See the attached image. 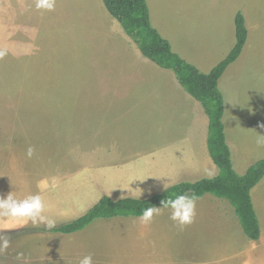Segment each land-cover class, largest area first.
Returning <instances> with one entry per match:
<instances>
[{
  "label": "rangeland",
  "instance_id": "374dc122",
  "mask_svg": "<svg viewBox=\"0 0 264 264\" xmlns=\"http://www.w3.org/2000/svg\"><path fill=\"white\" fill-rule=\"evenodd\" d=\"M147 4L152 26L205 74L231 51L236 14H244L247 42L218 85L229 139L251 140L240 148L227 143L236 171L243 174L264 158V149L253 145L254 130L264 123L259 120L264 116V0ZM0 49L8 53L0 59V196L40 194L48 206L44 215L58 226L96 204L102 184L114 199L146 198L165 186L218 174L208 150L205 108L173 70L142 54L136 37L102 0H56L54 11H38L34 0H0ZM161 97L169 98V111ZM179 99L183 105L176 103ZM103 142L121 147L124 156L112 161L106 154L103 161L79 148ZM29 146L35 149L31 158ZM83 154L84 164L91 166L84 170L90 184L101 171L97 188L78 197L81 186L73 175ZM111 162H125L121 173L106 169ZM260 186L263 190L264 177L251 191L258 240L245 234L229 201L206 194L197 199L193 222L186 225L172 221L170 209H163L148 224L132 217L101 220L98 229L83 235L87 227L55 234L31 220L29 228L0 229L11 237L0 264H22L18 253L29 264H79L89 254L94 264H264V191L255 190ZM81 198L86 206L95 200L86 211L66 207Z\"/></svg>",
  "mask_w": 264,
  "mask_h": 264
},
{
  "label": "trees",
  "instance_id": "16d2710c",
  "mask_svg": "<svg viewBox=\"0 0 264 264\" xmlns=\"http://www.w3.org/2000/svg\"><path fill=\"white\" fill-rule=\"evenodd\" d=\"M102 1L106 10L121 22L128 33L136 37L142 54L157 65L173 70L193 98L201 102L210 119L208 150L218 167V174L194 182L181 181L146 198L114 199L104 195L82 216L51 230H42L55 234H72L83 230L97 219L139 217L143 209L160 207L165 199L176 193L186 192L198 198L212 194L226 199L234 208L245 234L252 240H258L260 223L251 191L264 177V158L252 163L243 174L236 171L226 140L224 99L218 87L221 76L240 57L247 42L249 32L244 14L238 11L235 17L236 41L233 48L211 72L205 74L174 52L171 43L152 26L147 0Z\"/></svg>",
  "mask_w": 264,
  "mask_h": 264
},
{
  "label": "clouds",
  "instance_id": "9594fccd",
  "mask_svg": "<svg viewBox=\"0 0 264 264\" xmlns=\"http://www.w3.org/2000/svg\"><path fill=\"white\" fill-rule=\"evenodd\" d=\"M35 8L38 11H54L56 0H34ZM7 49H0V59L7 55ZM264 129V123L259 125ZM258 146H264V134L259 133L256 137ZM35 149L28 147L26 155L31 158L34 155ZM166 189V186H165ZM198 197L188 195L186 192L176 193L172 197L162 201L160 207L150 206L143 209L142 214L138 219L148 224L153 221L154 216L162 213L163 209H170V219L180 225H186L193 222L196 214V201ZM46 204L41 195H29L24 199H17L13 192L7 194L6 197L0 196V217L8 218L10 221L31 220L34 226L43 223L47 229L51 230L57 226L55 219L44 215ZM11 237L8 234H0V253H3L10 245ZM17 259L22 261V264H29L23 253L17 254ZM79 264H94L91 254L82 257Z\"/></svg>",
  "mask_w": 264,
  "mask_h": 264
},
{
  "label": "crops",
  "instance_id": "0c3cea01",
  "mask_svg": "<svg viewBox=\"0 0 264 264\" xmlns=\"http://www.w3.org/2000/svg\"><path fill=\"white\" fill-rule=\"evenodd\" d=\"M234 46V45H233ZM233 48V47H232ZM166 97H169V96H167V95H165ZM166 97H161L162 99H161V103H164L165 105H166V111H169V108H170V104L168 103V99L169 98H166ZM184 97H182V99H183ZM173 99V98H172ZM180 100V99H179ZM189 102V101H188ZM98 103H100V102H98ZM176 103H178V104H181V105H183V101L181 102V100H180V102L179 101H177ZM260 114V113H259ZM81 116L83 117L84 116V114H81ZM225 120H226V117H225ZM259 120H261V121H264V116H259ZM228 123V122H227ZM233 124H234V121H232V123L230 124V126L233 128ZM261 124V122L258 124V126H257V130H254V133H256V134H259V133H261V134H264V129H262V128H260L259 127V125ZM224 125H225V130H226V140H227V143H231L235 148H240V147H242L241 146V142L244 144V145H247V144H249L250 143V141L251 140H249V139H235V138H233V137H231L230 139H229V137H228V135H227V133H228V127H226V123L224 122ZM246 134H248V135H251L250 134V131H248ZM235 135H237V134H235ZM254 146H256L257 148H263L264 149V146H258L257 144H253ZM81 147V149H82V151L84 150V152H88V153H93V155H94V157L93 158H101L102 157V160L104 161V158L106 157V154L107 155H111V156H113V158H112V161L113 160H118V159H116V156H119V157H121V156H124V153H123V150H122V148L121 147H118L117 148V146H116V144H112V145H108L107 143H105V142H103V143H100V144H94V145H91V147H83V146H81V145H79V148ZM229 147H230V149H231V146L229 145ZM87 148H91L90 149V151H87ZM100 150H102V151H100ZM231 151V150H230ZM83 153V152H82ZM103 154H105V156H103ZM196 154V156H197V153H195ZM89 155V154H88ZM191 156H193V161L194 162H196V164H197V159H196V156H194V154H192ZM86 157V155H84L83 154V158L81 157V159H78L79 160V164H80V168H78L77 170H75V175H73V181H76L77 179H79V183H80V186H81V188H80V191H79V193H78V197H84L86 194H85V190L86 189H88L89 190V188H93V190L94 189H96L97 188V186H98V182H97V179H99L100 178V175H98L97 174V172H99V171H101L100 169H98L95 173H94V177L91 179L92 180V182H91V184L89 183L90 182V177H89V175H88V177L89 178H87V175H85L84 174V170H87L88 168L90 169L91 168V166H89V165H86V164H84V163H87L86 162V160L88 161V159L87 158H85ZM232 157V156H231ZM88 158H90V155H89V157ZM92 158V159H93ZM86 159V160H85ZM128 162V161H127ZM125 163V162H124ZM124 163H119V164H117V163H115V162H111V163H109V164H107L105 167H107L106 169L107 170H111L113 167H114V170H115V174L117 173V172H120V167L121 166H124ZM79 172H81V174L79 173ZM121 173V172H120ZM106 175H108L109 176V174H106ZM86 179H85V178ZM73 181H69L70 183L71 182H73ZM102 184V183H101ZM262 184V183H261ZM260 184V185H261ZM102 187L100 188V190H101V194H103V196L104 195H107V194H110L108 191H107V189L105 188V184H102L101 185ZM255 188V187H254ZM254 188H253V192H254ZM261 189V186L260 187H257L255 190H256V192H258V193H261L262 194V191H264V189L263 190H260ZM41 190H42V188H41ZM44 190H46V189H44ZM40 195V194H39ZM252 195V194H251ZM98 196H99V194H98ZM108 196H110V197H112V198H115V196H111V195H108ZM122 197V196H121ZM125 197V196H124ZM253 197H254V195H253ZM96 198H97V195H96ZM123 198V197H122ZM101 199V198H100ZM99 199V200H100ZM95 200V199H94ZM93 200V201H94ZM252 200H254L253 198H252ZM92 201V202H93ZM91 202V203H92ZM91 203H89L87 206L86 205H84L85 203L83 202V198H81V200H79V202H78V200H74V203H70V204H68V205H66V207L67 208H69V209H73V210H78V209H82V207H84V210L83 211H86L87 210V208H90L91 207ZM253 204H255L254 202H253ZM46 207H48L47 205H46ZM254 207H256V205H254ZM55 210V209H54ZM256 210V209H255ZM78 212V211H77ZM79 213V212H78ZM77 213V214H78ZM117 218H123V217H117ZM132 218H136V219H138L137 217H132ZM3 219V220H2ZM8 218H5L4 219V217H0V229H3V230H5V232H7L6 230H17V229H19V228H29L28 226H29V222H27V220L28 219H26V220H23V221H15V222H11L9 219L7 220ZM112 219H116V218H112ZM101 220H108V219H97V220H95V221H93L92 223H90L88 226H87V228L84 230V231H82V232H80L79 234H81V235H83V234H86V232L88 231V230H92V229H98V225H97V223H98V221H101ZM30 221V220H29ZM92 224V225H91ZM59 226V225H58ZM139 229H142V228H139ZM75 233H77V232H75ZM72 234H74V233H72ZM68 235H70V234H68ZM78 236V235H77ZM76 236V237H77ZM232 239V238H231ZM120 257V256H119Z\"/></svg>",
  "mask_w": 264,
  "mask_h": 264
}]
</instances>
